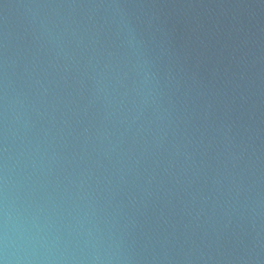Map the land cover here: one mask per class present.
<instances>
[{"label": "water", "instance_id": "obj_1", "mask_svg": "<svg viewBox=\"0 0 264 264\" xmlns=\"http://www.w3.org/2000/svg\"><path fill=\"white\" fill-rule=\"evenodd\" d=\"M0 264H264V0H0Z\"/></svg>", "mask_w": 264, "mask_h": 264}]
</instances>
